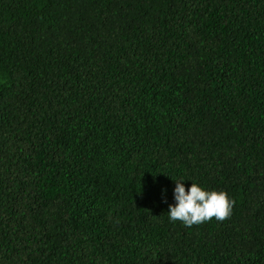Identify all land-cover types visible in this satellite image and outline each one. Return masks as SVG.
I'll use <instances>...</instances> for the list:
<instances>
[{"label":"trees","instance_id":"1","mask_svg":"<svg viewBox=\"0 0 264 264\" xmlns=\"http://www.w3.org/2000/svg\"><path fill=\"white\" fill-rule=\"evenodd\" d=\"M0 264H264V0H0Z\"/></svg>","mask_w":264,"mask_h":264},{"label":"clouds","instance_id":"2","mask_svg":"<svg viewBox=\"0 0 264 264\" xmlns=\"http://www.w3.org/2000/svg\"><path fill=\"white\" fill-rule=\"evenodd\" d=\"M174 205L168 206V216L173 223L181 222L186 227L208 223L215 218L224 222L231 218L236 201L223 191H209L197 183L186 189L183 180L175 181ZM167 203L166 200H164Z\"/></svg>","mask_w":264,"mask_h":264}]
</instances>
